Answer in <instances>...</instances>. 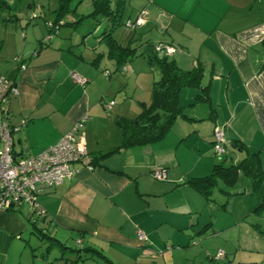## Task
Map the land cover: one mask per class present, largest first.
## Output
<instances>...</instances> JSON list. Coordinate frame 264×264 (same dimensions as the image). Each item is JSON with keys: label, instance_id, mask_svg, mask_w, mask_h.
<instances>
[{"label": "crops", "instance_id": "crops-1", "mask_svg": "<svg viewBox=\"0 0 264 264\" xmlns=\"http://www.w3.org/2000/svg\"><path fill=\"white\" fill-rule=\"evenodd\" d=\"M8 1L3 3L15 24L19 16ZM22 6L38 17L35 0ZM123 6L130 12L126 19L142 15L143 23L113 30L114 39L137 54L122 66L108 56L97 28L81 40L75 36L79 23L61 24L70 28L62 35L59 26L49 33L51 7L39 38L0 32V75L18 90L3 108L13 125L26 119L13 134L15 155L39 152L87 117L79 129L87 156L71 164V177L37 195L46 213L37 219L39 228L80 240L92 264L98 263L94 256L104 264H264V206L257 208L264 184L255 188L239 171L231 183L217 177L205 196L187 182L248 153H257L264 172V0H123ZM46 35L49 42L40 46ZM87 36L94 39L82 50ZM159 42L173 46L168 59L179 68L201 67V86L179 89L182 113L162 138L125 147L122 118L134 119L151 102L160 76L142 53ZM130 91L137 96L128 100ZM215 127L230 148L220 160L213 157ZM158 169L165 170V179L152 176ZM28 230L20 209L0 211V264H6L12 237ZM140 231L145 240L138 238ZM220 250L223 257H213Z\"/></svg>", "mask_w": 264, "mask_h": 264}, {"label": "trees", "instance_id": "trees-1", "mask_svg": "<svg viewBox=\"0 0 264 264\" xmlns=\"http://www.w3.org/2000/svg\"><path fill=\"white\" fill-rule=\"evenodd\" d=\"M54 1L57 5L51 11L54 15L53 20L49 22V24L47 23L49 33L53 32L61 24L70 23L74 25L80 22L79 19L72 22L65 20L67 15L75 13V9L70 7V3L73 0ZM82 1L83 0H77L76 4ZM90 2L92 4V11L89 13V16L96 19V23L104 22V26L97 36L106 43L108 56L115 58L119 66L135 58L137 54L134 48L130 45H121L113 37V30L120 25H124L127 20L123 18V0H90ZM49 38L50 35L43 36L39 40L40 46L47 44ZM154 45L155 44L147 45L142 54L146 56L149 63L157 66L160 76L159 79L152 84L151 102L148 105H143L141 112L134 119L122 118L120 125L124 136L123 146L125 147L134 144L153 142L162 138L169 130L175 118L182 113V108L177 104V93L179 89L185 86H201V67L194 66L191 69L183 70L175 64L174 60L168 59V57L164 55L157 54L154 51ZM233 144L237 145L235 142H233ZM238 147L242 149V146ZM107 154L108 153L101 154L99 157L101 158ZM223 156L224 154L222 157ZM259 160L257 153H248L236 164L225 166L222 163H218L214 166L213 174L201 178L190 179L187 182H192L200 192L208 196L212 187L216 185L217 177L222 178L227 181V183H231L234 182L239 171H244L252 180L255 188H260L261 185L264 184L262 183V180H264V172H262ZM262 206H264V197H262L257 208H262ZM32 214L34 215L32 220L27 218L30 230H37L39 238L49 242V246L46 250L54 246L55 243L63 245L55 236L49 235V232L44 230L45 228L42 229L36 226V220L40 217L44 218L45 215L37 216L34 213ZM80 247L82 246L79 245V248L75 249V251L78 252ZM42 259H47L46 254L42 255ZM33 264L38 263L34 262Z\"/></svg>", "mask_w": 264, "mask_h": 264}, {"label": "built area", "instance_id": "built-area-1", "mask_svg": "<svg viewBox=\"0 0 264 264\" xmlns=\"http://www.w3.org/2000/svg\"><path fill=\"white\" fill-rule=\"evenodd\" d=\"M143 23V16L138 15L134 20L127 19L125 25L135 28ZM173 46L167 43H156L154 51L166 57L172 56ZM264 57V50H262ZM72 77L80 84L85 79ZM18 93L15 82L4 75H0V211L16 209L18 205H25L37 216H44V208L37 202L36 197L45 188L61 183L71 177L76 170L71 164L81 161L86 156L84 140L79 136V129L86 121L84 115L65 134L60 136L53 144L33 155L17 156L13 150V134L26 119H22L20 125H13L8 121L7 111L3 104L10 95ZM113 102L111 101L107 107ZM226 140L221 128L213 129L212 149L217 156L225 154ZM155 179H165V170L158 169L152 172ZM138 238L145 240V235L140 231ZM80 245V240H76ZM223 251H218L213 257H223Z\"/></svg>", "mask_w": 264, "mask_h": 264}, {"label": "rangeland", "instance_id": "rangeland-1", "mask_svg": "<svg viewBox=\"0 0 264 264\" xmlns=\"http://www.w3.org/2000/svg\"><path fill=\"white\" fill-rule=\"evenodd\" d=\"M7 1L8 0H6V2ZM28 1L29 0H9L8 1L9 3H11L10 6H13L14 10H16L15 14L19 16L18 21L15 22L14 24L13 22L9 21V13H10L9 6H6L3 3V0H0V32L4 30L5 32H12V33H17V34L22 33L26 35L28 39H32V38L36 39L42 35V32L45 29L43 20L51 19L50 10H53L56 7L57 3L54 0H51V1L35 0L36 5L38 6L36 7V10H37L36 12L38 13V17L32 18V15L29 9L22 6L23 4H26ZM12 2H14V4H12ZM76 3H77V0H73L70 3V7L75 9V16H73L74 17L73 20L75 21L78 17L81 18V22H79L78 27L75 31V36H77L81 40L79 36L83 34L84 32L91 30L92 28H97L96 33L99 34L103 28L102 26L103 22L96 23V19H93L91 16H89V13L92 11L90 0H83L82 2L78 4ZM128 13L130 12L125 9L123 18H125ZM5 19H7V21H5ZM8 21L9 23H12V24H8V26L6 27V22ZM4 24H5V27H4ZM98 27H100V29H98ZM59 29H61L60 31L61 35L64 33L63 30H70V28H68L67 26L65 27L59 26ZM45 32L46 31H44L43 33ZM85 39L86 40L83 43V47L81 46L82 50L84 49L85 43L93 41L94 38L92 36L91 38L87 36ZM101 46L103 47L104 44L102 43ZM104 61H107V60L104 59ZM101 63L103 64V60L101 61ZM124 68L125 67H122L121 70L119 71L123 72ZM128 93L129 94H126L128 96L127 98L128 100L131 98H135V96H137L135 95L134 97H131L133 96L131 91ZM118 102H122L120 100V97H119ZM225 149H226V152L228 153L227 155H229L230 148L226 146ZM213 157H215V159L217 160H220L219 159L220 156H217L215 153H213ZM224 162H223L224 165L228 166V163L226 161ZM218 184L219 186L222 185L221 182H218ZM214 193H216V190L214 191ZM256 197H258V195H256ZM16 209H20L22 216H24L26 219L30 218L33 215L31 210H29L27 206L25 205H18L16 206ZM41 225H42L41 221L36 220V226L41 227ZM234 233L240 234L239 230L234 231ZM38 235L39 234L37 230H28L25 233H21L19 236L12 237L11 243L8 245L9 247L8 249H6L8 253L6 264H33V262L35 263L37 262L38 264H47V263L49 264L50 263L51 264H92V261L90 260L91 254L88 251H85L84 249H82V247H80V250L78 252L75 251V249L79 248V245L76 244L75 239L72 235H62L59 232L56 233L55 231L49 230V235L51 236L56 235L55 237L59 239L61 244H63L64 246L55 243L54 246H52L51 248L49 247L48 250H46V248L49 246V242H47L45 239H40ZM259 237L260 239H262L261 236ZM69 248L73 250H70ZM217 252H215L214 255H216ZM43 254L47 255L46 256L48 259L47 263H45V261L42 260ZM62 255H63L62 259H57L58 257H61ZM206 255L212 256L213 254L210 253V251H206L205 256ZM94 258L96 262H98L99 264H104V262H102L101 260H98L96 256L92 257L93 261H94ZM98 263L94 262V264H98ZM206 263H209V261Z\"/></svg>", "mask_w": 264, "mask_h": 264}, {"label": "water", "instance_id": "water-1", "mask_svg": "<svg viewBox=\"0 0 264 264\" xmlns=\"http://www.w3.org/2000/svg\"><path fill=\"white\" fill-rule=\"evenodd\" d=\"M47 256V255H46Z\"/></svg>", "mask_w": 264, "mask_h": 264}]
</instances>
